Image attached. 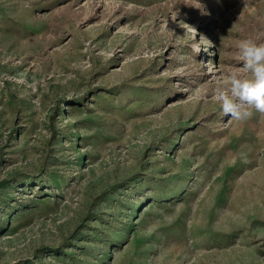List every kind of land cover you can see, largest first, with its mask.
<instances>
[{
  "label": "rangeland",
  "instance_id": "rangeland-1",
  "mask_svg": "<svg viewBox=\"0 0 264 264\" xmlns=\"http://www.w3.org/2000/svg\"><path fill=\"white\" fill-rule=\"evenodd\" d=\"M246 38L264 0H0V264H264Z\"/></svg>",
  "mask_w": 264,
  "mask_h": 264
},
{
  "label": "clouds",
  "instance_id": "clouds-1",
  "mask_svg": "<svg viewBox=\"0 0 264 264\" xmlns=\"http://www.w3.org/2000/svg\"><path fill=\"white\" fill-rule=\"evenodd\" d=\"M238 56L241 66L230 71L212 98L231 119L244 122L257 114L264 117V42L241 40Z\"/></svg>",
  "mask_w": 264,
  "mask_h": 264
}]
</instances>
